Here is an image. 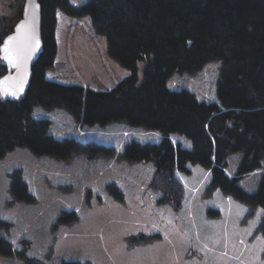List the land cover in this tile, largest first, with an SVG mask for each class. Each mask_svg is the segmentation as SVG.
Listing matches in <instances>:
<instances>
[{"label":"trees","instance_id":"1","mask_svg":"<svg viewBox=\"0 0 264 264\" xmlns=\"http://www.w3.org/2000/svg\"><path fill=\"white\" fill-rule=\"evenodd\" d=\"M14 1L15 19L4 23L9 16L0 17V45L22 16L25 0ZM40 3L44 50L33 65L27 94L17 100L0 97V158L15 147L64 159L76 152L92 153L94 147L98 149L93 153L111 152L93 142L55 138L49 133L50 120L34 116L36 106L63 108L85 124L124 121L160 131L159 142L130 141L122 156L128 162L155 164L160 183L168 188L161 190L163 201L182 197L175 170L185 171L193 163L211 170L212 188L264 209V0ZM85 17L104 41L103 52L96 44L88 51L118 68L105 70L100 82L89 80L90 86L76 81L75 74L84 77L83 68L72 65L68 57L82 46L62 44L58 36L63 22ZM213 60L221 62L217 101L168 87L173 74L194 73ZM5 73L0 59V77ZM173 133L186 135L193 147L173 143ZM251 177L253 182H246ZM18 188L24 193L16 194ZM11 192L17 199H32L19 176ZM259 231L264 237V218ZM14 252L11 241L0 236V255Z\"/></svg>","mask_w":264,"mask_h":264},{"label":"rangeland","instance_id":"2","mask_svg":"<svg viewBox=\"0 0 264 264\" xmlns=\"http://www.w3.org/2000/svg\"><path fill=\"white\" fill-rule=\"evenodd\" d=\"M14 2L0 0V17L9 16L4 23L15 19ZM58 30L62 44L82 46L68 55L72 65L83 68L84 77L75 74L76 81L89 85V80L100 82L106 71H118L107 58L98 61L88 51L96 44L103 52L104 41L87 17L63 22ZM220 66L213 60L194 73H175L167 85L188 89L199 100L217 101ZM34 116L50 120L49 133L55 138L93 142L111 152L93 153L98 149L94 147L92 153L76 152L64 159L15 147L0 158V236L11 241L15 251L0 255V264H264L262 207H249L212 188L211 170L193 163L185 171L175 170L182 197L174 200L172 195L173 202H165L161 190L168 188L160 183L155 164L123 158L130 141L159 142L160 131L124 121L85 124L63 108L36 106ZM170 138L184 148L193 147L181 133ZM14 176L25 184L30 201L11 192ZM23 193L22 188L16 190Z\"/></svg>","mask_w":264,"mask_h":264},{"label":"water","instance_id":"3","mask_svg":"<svg viewBox=\"0 0 264 264\" xmlns=\"http://www.w3.org/2000/svg\"><path fill=\"white\" fill-rule=\"evenodd\" d=\"M43 50L40 0H25L21 18L0 45V59L6 67V73L0 77V96L3 100H17L27 94L33 65ZM5 56L11 59H5Z\"/></svg>","mask_w":264,"mask_h":264},{"label":"snow or ice","instance_id":"4","mask_svg":"<svg viewBox=\"0 0 264 264\" xmlns=\"http://www.w3.org/2000/svg\"><path fill=\"white\" fill-rule=\"evenodd\" d=\"M11 39V38H10ZM5 51H7V46L5 47ZM5 59H11L9 56H5ZM15 93H13V95H14Z\"/></svg>","mask_w":264,"mask_h":264}]
</instances>
